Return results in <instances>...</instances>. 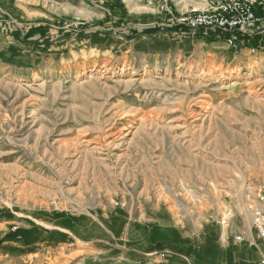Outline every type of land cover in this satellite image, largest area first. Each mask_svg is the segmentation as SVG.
Wrapping results in <instances>:
<instances>
[{
  "label": "rangeland",
  "instance_id": "1",
  "mask_svg": "<svg viewBox=\"0 0 264 264\" xmlns=\"http://www.w3.org/2000/svg\"><path fill=\"white\" fill-rule=\"evenodd\" d=\"M168 3L0 0V264L253 252L235 236L264 184L262 38L193 35L176 20L203 2ZM228 207L230 225L209 220Z\"/></svg>",
  "mask_w": 264,
  "mask_h": 264
},
{
  "label": "built area",
  "instance_id": "2",
  "mask_svg": "<svg viewBox=\"0 0 264 264\" xmlns=\"http://www.w3.org/2000/svg\"><path fill=\"white\" fill-rule=\"evenodd\" d=\"M159 11L172 13L168 0H145ZM203 9L191 5L177 18L189 33L202 38L213 37L223 40L229 47L239 49L255 35L264 36V0H201ZM258 47L252 48V52ZM247 211L251 214V230L256 237L247 239L243 233L236 235L237 242H247L249 246L260 249L264 245V184H259L246 194ZM209 220L225 227L235 216L234 209L222 211L209 209ZM260 240V241H259ZM165 257L166 254H162ZM264 264V256L260 260Z\"/></svg>",
  "mask_w": 264,
  "mask_h": 264
},
{
  "label": "crops",
  "instance_id": "3",
  "mask_svg": "<svg viewBox=\"0 0 264 264\" xmlns=\"http://www.w3.org/2000/svg\"><path fill=\"white\" fill-rule=\"evenodd\" d=\"M227 233H225L224 231H222V233H221L220 240H221V246L222 247H228L229 246V241H228V236L229 235ZM237 233L241 234L240 231H238ZM247 235H248L247 239L256 237V234H254L251 230L248 232ZM245 246H247V245L246 244L242 245V244H238V243H235L233 245V248H232L231 251H233L234 254L233 253L230 254L231 257H232V259H231L232 262L234 264H260V260L264 256V245H262L260 247V249H255V247H254L253 252H251L250 251L251 249H249V248H247L249 251L247 249H244ZM229 253H230V250H229ZM152 260L156 261V259H153V258H152ZM226 260H227V264H228L229 259L227 257H226ZM149 264H151V263H149ZM165 264H188V263H186L182 259H179V258L176 259L175 258L174 261L171 260V261H168Z\"/></svg>",
  "mask_w": 264,
  "mask_h": 264
},
{
  "label": "trees",
  "instance_id": "4",
  "mask_svg": "<svg viewBox=\"0 0 264 264\" xmlns=\"http://www.w3.org/2000/svg\"><path fill=\"white\" fill-rule=\"evenodd\" d=\"M261 36H262V35H261ZM261 38H262V40H261ZM208 39H209L210 41H216V39L213 38V37H210V38H208ZM259 40H261V42L264 44V36H263V37H260V35H255V36H253L252 38H250L249 42H250V43H253V44H255V45H257ZM258 46H259V45H258Z\"/></svg>",
  "mask_w": 264,
  "mask_h": 264
},
{
  "label": "bare ground",
  "instance_id": "5",
  "mask_svg": "<svg viewBox=\"0 0 264 264\" xmlns=\"http://www.w3.org/2000/svg\"><path fill=\"white\" fill-rule=\"evenodd\" d=\"M193 6H194V5H193ZM194 7H195L196 9L199 8V7H197V6H194ZM188 8H189V7H188ZM186 10H187V9H186ZM186 10H185V11H186ZM185 11H184V12H185ZM182 13H183V12H182ZM60 169H61V168H60Z\"/></svg>",
  "mask_w": 264,
  "mask_h": 264
}]
</instances>
